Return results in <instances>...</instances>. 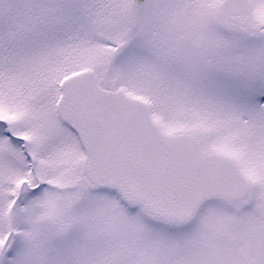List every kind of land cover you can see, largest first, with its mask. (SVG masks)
Listing matches in <instances>:
<instances>
[{
	"label": "snow or ice",
	"instance_id": "6c2138e0",
	"mask_svg": "<svg viewBox=\"0 0 264 264\" xmlns=\"http://www.w3.org/2000/svg\"><path fill=\"white\" fill-rule=\"evenodd\" d=\"M0 264H264V0H0Z\"/></svg>",
	"mask_w": 264,
	"mask_h": 264
}]
</instances>
